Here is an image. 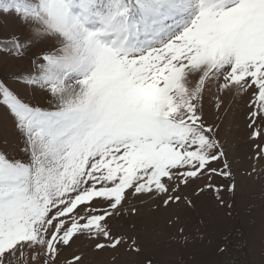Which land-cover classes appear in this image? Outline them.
<instances>
[{"label": "snow or ice", "instance_id": "1", "mask_svg": "<svg viewBox=\"0 0 264 264\" xmlns=\"http://www.w3.org/2000/svg\"><path fill=\"white\" fill-rule=\"evenodd\" d=\"M0 13L23 29L0 35V63L40 46L0 75V264H84L80 240L159 264L133 201L191 212L211 193L232 216L235 174L203 105L213 87L217 112L223 94L247 96L264 159V0H0ZM172 238L190 240L183 225Z\"/></svg>", "mask_w": 264, "mask_h": 264}, {"label": "rangeland", "instance_id": "2", "mask_svg": "<svg viewBox=\"0 0 264 264\" xmlns=\"http://www.w3.org/2000/svg\"><path fill=\"white\" fill-rule=\"evenodd\" d=\"M12 32L22 33L23 29L14 15L5 17L0 13V35ZM39 48V45L34 46L22 61L0 63V75L14 69L28 68L30 58L39 52ZM214 92L213 87L206 93L203 112L208 123L219 125V139L226 146L227 158L235 174V197L225 193L226 199L230 202L234 199L235 202L232 216H225L215 207L211 193L202 196L197 201V209L191 212L182 208L161 207L157 210L150 201H133L140 209L139 215L131 218L137 226V234L146 252L153 254L159 264H223L225 256L218 254L217 247L223 246L228 231L235 227L242 229L246 242L245 264H264V159L255 158L254 144L258 141L250 139L248 97L223 94V107L217 112L212 95ZM11 132L9 125L7 134ZM5 134V128L0 125V140ZM177 215L180 217L177 225L169 226V219ZM201 217L206 220V225L198 223ZM180 225L185 226L190 237L187 244L172 238ZM74 247L86 253L84 264H138L139 261L138 257L123 249L117 252L91 251L88 242L84 240L77 241Z\"/></svg>", "mask_w": 264, "mask_h": 264}, {"label": "built area", "instance_id": "3", "mask_svg": "<svg viewBox=\"0 0 264 264\" xmlns=\"http://www.w3.org/2000/svg\"><path fill=\"white\" fill-rule=\"evenodd\" d=\"M225 244L227 245V252L224 253L223 264H245L247 247L240 227L231 228L228 231L223 246Z\"/></svg>", "mask_w": 264, "mask_h": 264}]
</instances>
